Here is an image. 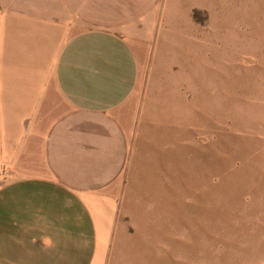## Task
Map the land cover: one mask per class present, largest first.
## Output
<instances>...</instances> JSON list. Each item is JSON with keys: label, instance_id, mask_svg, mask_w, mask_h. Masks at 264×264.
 <instances>
[{"label": "crops", "instance_id": "1", "mask_svg": "<svg viewBox=\"0 0 264 264\" xmlns=\"http://www.w3.org/2000/svg\"><path fill=\"white\" fill-rule=\"evenodd\" d=\"M157 9L0 0V264H106L153 99L137 12Z\"/></svg>", "mask_w": 264, "mask_h": 264}, {"label": "rangeland", "instance_id": "2", "mask_svg": "<svg viewBox=\"0 0 264 264\" xmlns=\"http://www.w3.org/2000/svg\"><path fill=\"white\" fill-rule=\"evenodd\" d=\"M153 4V99L106 264H264V0Z\"/></svg>", "mask_w": 264, "mask_h": 264}, {"label": "built area", "instance_id": "3", "mask_svg": "<svg viewBox=\"0 0 264 264\" xmlns=\"http://www.w3.org/2000/svg\"><path fill=\"white\" fill-rule=\"evenodd\" d=\"M7 179V168L0 165V187L4 184Z\"/></svg>", "mask_w": 264, "mask_h": 264}]
</instances>
